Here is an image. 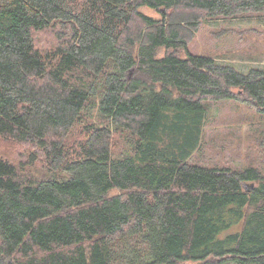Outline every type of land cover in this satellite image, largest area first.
<instances>
[{
    "label": "trees",
    "instance_id": "1",
    "mask_svg": "<svg viewBox=\"0 0 264 264\" xmlns=\"http://www.w3.org/2000/svg\"><path fill=\"white\" fill-rule=\"evenodd\" d=\"M263 14L264 0H0V264H264V173L166 142L206 100L264 112V67L190 50L207 20Z\"/></svg>",
    "mask_w": 264,
    "mask_h": 264
},
{
    "label": "rangeland",
    "instance_id": "2",
    "mask_svg": "<svg viewBox=\"0 0 264 264\" xmlns=\"http://www.w3.org/2000/svg\"><path fill=\"white\" fill-rule=\"evenodd\" d=\"M141 11L154 18L160 17L158 12L149 7H142ZM37 40L46 49L59 44L58 38L49 31L38 33ZM190 50L213 56L219 62L235 64L246 73L252 67H264V14L261 17H217L207 20L190 42ZM203 106L207 117L204 122L201 118L195 121L198 117L192 118L193 113L190 116H172L168 128L170 135L166 142L173 143L174 148L177 142L187 145L185 148L194 151L190 162L201 167L241 170L252 165L264 173V112L235 99H210L204 101ZM91 122L100 123L99 116L93 115ZM81 129L82 126L72 129L68 142ZM190 129L197 131L198 135L193 146H189L186 141ZM124 147L122 137L116 135L114 151H122ZM244 186L250 189L248 183H244ZM210 264L240 263L234 260L219 262L213 258Z\"/></svg>",
    "mask_w": 264,
    "mask_h": 264
},
{
    "label": "water",
    "instance_id": "3",
    "mask_svg": "<svg viewBox=\"0 0 264 264\" xmlns=\"http://www.w3.org/2000/svg\"><path fill=\"white\" fill-rule=\"evenodd\" d=\"M253 185V184H252Z\"/></svg>",
    "mask_w": 264,
    "mask_h": 264
}]
</instances>
